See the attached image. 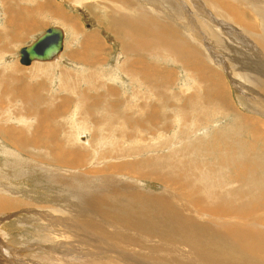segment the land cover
<instances>
[{"label": "rangeland", "instance_id": "obj_1", "mask_svg": "<svg viewBox=\"0 0 264 264\" xmlns=\"http://www.w3.org/2000/svg\"><path fill=\"white\" fill-rule=\"evenodd\" d=\"M51 1L74 15L86 35L79 47L67 43V57L64 48L52 61L24 66L19 57L23 47L49 28L60 27V22L69 24L73 20L57 13L58 22L54 26L46 12L30 11V0H0V205L8 203V208L12 207L0 210V262L69 264L72 260L75 264L80 260L78 257L84 261L98 259L93 244L109 243L100 241L101 225L111 228L114 221L120 220L112 201L128 196L123 184L147 194H161L166 186L158 180L112 170L111 164L114 167L155 155L175 156L176 152L180 156L177 162L184 161L187 157L182 151L189 145L209 149L204 154L209 155L207 160L193 155L188 158L191 165H196L198 177L193 179L196 176L193 172L182 176L180 181L186 186L181 198L187 194L192 198V193L199 190L211 194L207 200L215 205L207 212L213 211L208 216H199V220L241 221L245 216L244 223L260 226L264 231L263 208L254 214H219L214 210L216 203L212 198L218 190L224 193V188L232 186V182L242 191L243 185L237 183L241 161L258 158L264 161L260 156L264 153V52L257 41L264 35V17H261L264 0ZM25 17L32 21H24ZM210 27L222 43L213 40ZM167 31L179 38L174 39V35L169 39ZM180 41L184 42L185 50L192 51L198 61L196 65L184 57L187 52L176 56L175 48L181 50L177 45ZM74 48L78 54L71 53ZM211 90L216 91V97H212ZM222 96L231 108L212 102ZM114 105L115 113L107 109ZM151 114L154 118L150 122L155 124V129L148 131ZM254 128L260 138L258 135L251 142ZM65 130L67 135L63 133ZM41 132L51 134L49 145L56 136L59 148L35 144L34 139ZM82 137L87 138L86 143ZM17 141L23 143L17 146ZM227 143L231 156L219 150ZM83 148H86L82 153L85 158L76 166L62 164L55 155L57 151L67 155V151ZM216 158L224 161L231 158L236 168L226 169L221 176L225 180L223 187L207 191L201 186L209 187L203 177L212 174ZM250 179V183L262 180L259 185L264 187V169ZM250 183L248 189L245 185L246 193L252 190L249 188L254 183ZM171 186L167 188L173 192L182 189L180 185L175 190ZM91 194L105 195L101 211L83 209V195ZM222 202L225 203L223 199ZM76 204L80 207L76 208ZM198 213L196 210L195 215ZM81 216L99 222L96 231H85L77 223ZM108 239L114 238L107 235ZM129 240L127 245L139 247L144 240L155 247L160 243L162 252H168L173 245L181 247L174 241L154 242L136 235ZM117 243L123 247L116 248V257H107L105 264H125L122 255L125 259L136 256L131 247ZM90 247L92 254L83 256L72 255L68 253L71 249L67 250ZM150 264H158L151 250Z\"/></svg>", "mask_w": 264, "mask_h": 264}, {"label": "bare ground", "instance_id": "obj_2", "mask_svg": "<svg viewBox=\"0 0 264 264\" xmlns=\"http://www.w3.org/2000/svg\"><path fill=\"white\" fill-rule=\"evenodd\" d=\"M229 17H232V16H229ZM261 17L263 18L264 15ZM262 23L264 24V22ZM208 30H209L210 36L213 37V40L216 43L218 42L222 43L221 39L217 37V35L214 33L211 27ZM167 35L170 36L169 39H171L172 36L175 35L174 39L177 40L178 36H176V34L170 31H167ZM40 36H38L34 41H36ZM169 39H167V43L170 42ZM64 41H65V33H64ZM257 41H259L260 43V44L258 43L259 48H261L262 51L264 52V35L259 36ZM177 43H178L177 45L179 46L181 50L175 48L177 52L176 56L178 55L180 56V54H182L183 52H187L188 55L184 57H186L190 61L193 60L195 62L194 64L196 65L198 61L194 58L192 51L184 49L183 41H180V44L179 42ZM174 44L173 46L176 45ZM64 48L65 47L63 46V51H64ZM169 51L171 52V50ZM173 53L175 52L173 51ZM258 83L260 84L259 81ZM216 91L214 93H216ZM210 93L212 97L217 96L216 94L213 93L212 90ZM218 101L220 103H218ZM212 102H216L217 105L222 104V105H226L227 107L231 106L229 102L225 100L224 96H222L220 100L218 99ZM196 105L194 106L196 107ZM148 108L149 107L147 106L145 112L147 111ZM107 109L115 113V111L117 110V106L115 105L107 106ZM114 115L117 117V114H114ZM46 116L47 115H45L44 117ZM152 118L154 117L151 114V118H149L148 123H147L148 131L155 129V126H154L155 124L150 122L152 121ZM159 127H162V126H159ZM256 128L258 129V127ZM77 129H81V127L76 128V130ZM258 130L256 129L253 130L251 142H253L255 138L258 137V135L260 138V133L258 134ZM63 133L67 135V130H65ZM49 135L51 134L47 132H41L34 139V143L37 145L49 146L50 148H53L55 150L58 149L60 143H59V140L56 138V136H55V141L52 145H49L47 143L48 137H50ZM81 140L83 142L85 141L86 143L87 138L85 139L82 137ZM22 143H20L19 141L15 142L17 146L21 145ZM69 143L67 144L69 145ZM228 144L229 143H227L226 147L224 148L219 147V150L222 152L224 151L225 155H230L229 152L231 151V149L229 146H227ZM70 145H75V144L71 143ZM95 145L99 147L100 143H97ZM252 148L253 147H251V149ZM85 149L86 148L78 149L77 152L67 151V155L60 154L57 151L58 154L55 153V155L57 156V160L61 162L62 164L68 165V166H76L81 162V158H85V156L82 155L83 150ZM242 149H245V148L242 147ZM248 149L250 148L248 147ZM208 150H209L208 147H202V146L198 147L197 145L195 146L189 145V147H185V149H183L182 151V153H184L185 156L187 157L184 161L177 162L178 157L180 156L177 157L176 155L177 152H176L175 156L173 155V153L169 155H164V157L155 155V156L145 158L144 160H141V161L127 162L126 164H121V165H117L114 167L111 164L109 168H111L112 170L114 169L120 173H125L127 175L134 174L135 176L139 178H151V179L162 182L163 185L166 184V186L163 188L164 192L161 194H147L142 191L135 190L134 187L128 183L123 184V188L127 191L128 196L126 198H118L112 201L113 208H115V210L119 212L117 213V215L120 220L114 221L111 224V228L104 227L101 225L100 241L101 243H106V242H109V243L100 244L101 246H99V244H93L97 248L96 251L98 252V254H94V256L99 257L98 259L91 260V258H88L84 261L82 257H78L80 258V260L76 261L75 264H85L86 262H88L89 264H93L95 261H97L96 264L107 263V260H108L107 257L112 256V258H115L116 255H115L114 250L116 248L123 247L122 245L120 247L117 246L118 244L117 241L119 243H123L127 247H131L133 249V252L136 253L135 257H129L128 259H125L124 256L122 255V260L124 261L125 264H150V250L154 252V256L158 264H177V263L179 264H264V231L260 230L261 229L260 226L253 227L247 221H246L247 223H244L243 221H245L244 220L245 216L240 218L241 221L234 220V219L232 220L228 219L227 221H224V222L222 221L221 222H213V221L212 222H208V221L202 222L199 220V216L200 218H201V215L208 216V214L213 211L211 209L212 210L211 212H207L208 208H212L215 205V204L211 205L209 201L207 200L208 195L210 196L211 194L209 193L208 195H205L204 193L205 191L203 192L202 190H199V191H195V193H192V195L194 194V197L191 195L192 198L188 197L189 194L183 195L181 198V195L185 193L183 192V190L186 187L184 184L183 185L180 184L182 176L183 177L189 176L191 173L193 175V172H194L196 176H193V179L198 177V172H197L198 170L196 169V165H193V163L191 165L189 163L191 160H189L188 158L191 157V155H193L194 157H196V159L200 158L201 156L206 159L209 157V155L208 154L204 155V154ZM253 151L258 152L257 150H255V147L253 148ZM51 152L53 151L51 150ZM238 155L239 154H236V156ZM86 156L88 157L87 154ZM260 156L264 159V153L261 152ZM230 159L231 158L224 161V159L222 158H216L215 164H214V170L212 169L213 170L212 174L210 176L203 177L204 182H207L209 184V187H206L205 185H201L205 188V190L208 191V189H211V188L223 187V183L225 182V180H221L220 179L221 176L225 175L226 169L228 171V168L232 167L233 169V167L236 166L234 165L235 161H233V159H231L232 160L231 161ZM247 163L249 165H247ZM162 167L164 170L162 169ZM261 169H264V161L259 160V158L256 160L254 159V161L253 159H251V161H248V162L241 161L240 170L237 169L238 173H240L237 179V183H240L241 185H243L242 191H239L238 185L236 186L235 182H232L233 184L232 186H230L229 188L228 186L224 188V193H221L218 190L217 195H216V192L215 194H212V198L214 199L213 202L216 203V206L214 208L215 212L219 214H225V215H230L232 213L234 214L236 212H243V213L249 212L251 214H254L256 212H260L261 208L264 209V187L263 186L260 187L259 185L262 180L260 181L252 180L254 185L249 188V190L251 189L252 190L247 193H246V188H245V185H247V189H248V183H250V180H251L250 177L256 175L257 171H260ZM246 170H248L247 173H246ZM245 176L248 177V179ZM253 183H250V185ZM167 185L168 186L172 185L171 187H173V189L174 187H177L178 185H180L179 188L182 187V189H180L181 190L180 192L178 190L179 193L173 192V190L167 188ZM256 185H259V187H257ZM233 186H236L235 190ZM243 190L245 191L244 193H243ZM187 193H189V191H187ZM175 194H177L178 196L177 195L175 196ZM221 196H224V198ZM83 199L85 200V202L83 203V209L87 212L101 211L102 210L101 206H105V201H104L105 195L104 197H102V194H100L99 197H97V195L95 194H91L90 196L83 195ZM182 199L185 200L184 203ZM222 199L225 201V203L222 202ZM256 202L260 204L259 207H257ZM8 207H10V204L6 203L3 205V203H1L0 210L5 209V208H6L5 210L7 209L9 210L12 208V207L11 208H8ZM79 207L80 205L76 204V208H79ZM194 209L195 211H193ZM196 210L197 211L199 210V213L195 215ZM256 217L258 218V216ZM118 222H122L123 225L121 227L120 225H115ZM77 223L79 225H82L85 231H96L95 227L99 224V222L98 223L94 222V218H88L85 216L78 217ZM111 230H114V231H111ZM107 235L110 238H114V239L106 240ZM135 235L138 237H142V238L147 237L150 239H154L155 240L154 242H159L163 240H170L171 242L174 241L175 244L176 242L178 244H181V247H179V245L178 246L173 245V247L171 246V249L168 252H162L159 250L160 243L155 247L152 245L151 242H147L144 240L140 247L137 245H127L126 244L128 243L127 241L129 239L131 240ZM67 250H70V252L68 253L72 255L78 254L82 256L84 254H92L93 252V248L91 247L88 249L67 248ZM191 256L193 257L197 256L199 258H195V257L192 258ZM68 259H71V258H68ZM200 259L203 262L200 261ZM67 263L73 264L74 262L70 260ZM0 264H3V263L0 262Z\"/></svg>", "mask_w": 264, "mask_h": 264}, {"label": "water", "instance_id": "obj_3", "mask_svg": "<svg viewBox=\"0 0 264 264\" xmlns=\"http://www.w3.org/2000/svg\"><path fill=\"white\" fill-rule=\"evenodd\" d=\"M64 33L59 27H51L36 41L20 50V63L30 66L33 62H49L63 51Z\"/></svg>", "mask_w": 264, "mask_h": 264}, {"label": "crops", "instance_id": "obj_4", "mask_svg": "<svg viewBox=\"0 0 264 264\" xmlns=\"http://www.w3.org/2000/svg\"><path fill=\"white\" fill-rule=\"evenodd\" d=\"M30 1H31L30 4L32 6L30 7V11L33 10L34 12H38L42 10L46 12L47 13L46 17L54 21V26L55 24H57L56 22H58L55 19L57 13L59 14L63 13V15L70 17L73 20V23L66 24L64 22H60L61 26L58 25L64 30V33H65L64 46H65L66 57H67V43H69V45L75 46V48L80 46L82 42V38L84 37V35H86V33H84L83 28H81V26L79 25V21L76 20V17L74 15H72L71 13L67 12L66 10L62 8H59V6H57L56 3H53L51 0H44V3H40V0H30ZM52 20L49 22H52ZM24 21L31 22L32 20L30 17H25ZM33 21L41 22L39 20H34V19ZM44 21L46 23L48 22L46 18L44 19ZM75 48H74V51L71 53L78 54Z\"/></svg>", "mask_w": 264, "mask_h": 264}]
</instances>
